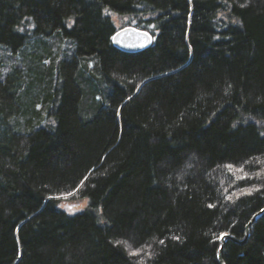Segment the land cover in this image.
<instances>
[{
  "label": "trees",
  "instance_id": "16d2710c",
  "mask_svg": "<svg viewBox=\"0 0 264 264\" xmlns=\"http://www.w3.org/2000/svg\"><path fill=\"white\" fill-rule=\"evenodd\" d=\"M263 205L264 0H0V264H219Z\"/></svg>",
  "mask_w": 264,
  "mask_h": 264
},
{
  "label": "water",
  "instance_id": "95a60500",
  "mask_svg": "<svg viewBox=\"0 0 264 264\" xmlns=\"http://www.w3.org/2000/svg\"><path fill=\"white\" fill-rule=\"evenodd\" d=\"M143 32H139L133 28H123L118 30L112 38L113 44L118 47L121 50L127 51V52H133L138 51L144 47H146L150 43V37ZM264 212V205L260 211L255 213V215L250 219V221L245 225L244 228V237L242 240H236L230 235L223 234L220 237V245L218 248V254L217 259L219 264H224L221 253L222 248L227 240L232 241L237 244L244 243L249 235V227L250 224L253 223L262 213Z\"/></svg>",
  "mask_w": 264,
  "mask_h": 264
},
{
  "label": "rangeland",
  "instance_id": "374dc122",
  "mask_svg": "<svg viewBox=\"0 0 264 264\" xmlns=\"http://www.w3.org/2000/svg\"><path fill=\"white\" fill-rule=\"evenodd\" d=\"M112 20L116 28H122L126 22L125 18L115 16L112 17ZM58 206L68 213H73L80 210L83 207V203L82 201H72L67 197H63L58 199Z\"/></svg>",
  "mask_w": 264,
  "mask_h": 264
},
{
  "label": "snow or ice",
  "instance_id": "6c2138e0",
  "mask_svg": "<svg viewBox=\"0 0 264 264\" xmlns=\"http://www.w3.org/2000/svg\"><path fill=\"white\" fill-rule=\"evenodd\" d=\"M146 35V34H145ZM229 168H231L232 166L231 165H228ZM135 254V253H134Z\"/></svg>",
  "mask_w": 264,
  "mask_h": 264
}]
</instances>
